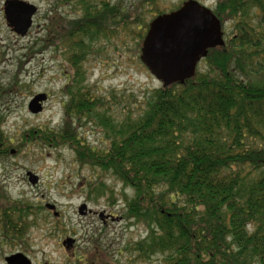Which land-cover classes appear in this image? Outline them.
I'll return each instance as SVG.
<instances>
[{
    "label": "trees",
    "instance_id": "trees-1",
    "mask_svg": "<svg viewBox=\"0 0 264 264\" xmlns=\"http://www.w3.org/2000/svg\"><path fill=\"white\" fill-rule=\"evenodd\" d=\"M74 2L80 17L71 21L56 13L49 26V44L64 51V126L25 132L23 145L71 148L81 164L101 171L89 185L97 197L112 194L107 177L133 191L125 196V219L147 230L144 239L126 246L137 261L264 264V0H218L213 12L231 32L225 46L211 50L205 68L185 85L147 90L140 109L120 117L112 115L114 105L134 96L117 90L99 96L84 87V65L100 44L122 33L142 48L147 18L166 12L156 10L158 0H140L132 8L60 0ZM83 122L103 129L101 149L86 142ZM3 127L0 116V157L19 153L22 146ZM35 208L28 199L0 193V254L24 243ZM84 259L121 264L94 251Z\"/></svg>",
    "mask_w": 264,
    "mask_h": 264
},
{
    "label": "rangeland",
    "instance_id": "rangeland-1",
    "mask_svg": "<svg viewBox=\"0 0 264 264\" xmlns=\"http://www.w3.org/2000/svg\"><path fill=\"white\" fill-rule=\"evenodd\" d=\"M6 1L0 0V116L4 119L3 131L15 138L14 145H21L22 150L19 153L13 150L10 156L0 157V193L14 201L28 199L37 208L30 217L31 226L24 243L15 248L5 246L1 250L0 264H7L5 259L17 253L27 256L32 264H88L84 258L93 251L99 252L108 262L113 259L121 264H158L157 258L151 262L137 261L132 252L126 250L129 242L147 236L146 227L142 224L132 226L134 221L125 219V196H133L131 189L107 177L106 184L113 192L97 197V192L91 191L89 185L101 176V171L81 164L71 148L54 149L41 143L23 145L21 142L20 136L25 132L41 128L59 130L64 126L66 110L63 103L69 100L62 93L68 80L64 51L49 44V26L56 13L71 21L80 17L75 10L78 9L76 2L61 5L60 0H22L35 5L38 12L28 35L21 37L6 22ZM95 1L121 3L132 8L140 0ZM187 1L158 0L156 10L169 13ZM195 1L213 11L218 2ZM147 20L150 23L153 18L149 16ZM224 33L226 40L231 32ZM140 57L138 40L131 34L122 33L113 42L100 44L84 65V87L99 96L114 90L126 97L134 96L132 101L126 99L115 104L112 115L120 117L123 112L138 111L143 93L162 87ZM205 66V60H202L198 70ZM39 94H46L48 101L43 103V111L34 115L29 111V105ZM79 127L82 132L86 130L82 136L87 143L98 149L103 147L101 127L94 123ZM29 172L38 177V184L30 183ZM112 198L117 200L115 204ZM48 204L54 205L55 210L48 209ZM84 205L87 209L82 214L80 209ZM69 239L74 241L72 245H64Z\"/></svg>",
    "mask_w": 264,
    "mask_h": 264
},
{
    "label": "water",
    "instance_id": "water-1",
    "mask_svg": "<svg viewBox=\"0 0 264 264\" xmlns=\"http://www.w3.org/2000/svg\"><path fill=\"white\" fill-rule=\"evenodd\" d=\"M37 12L35 5L22 0H7L4 7L8 26L21 37L32 29ZM224 35L222 24L212 10L189 0L177 11L159 15L151 21L141 48V62L164 88L185 85L196 76L198 65L211 50L225 46ZM46 101V94L36 95L29 111L40 114ZM27 175L32 185L39 183L36 175L31 172ZM47 208L55 210L56 207L48 204ZM86 209V205L81 207L82 214ZM73 242L69 239L64 245ZM5 261L7 264H32L22 253L11 255Z\"/></svg>",
    "mask_w": 264,
    "mask_h": 264
},
{
    "label": "flooded vegetation",
    "instance_id": "flooded-vegetation-1",
    "mask_svg": "<svg viewBox=\"0 0 264 264\" xmlns=\"http://www.w3.org/2000/svg\"><path fill=\"white\" fill-rule=\"evenodd\" d=\"M103 220H106V219H104V217H101Z\"/></svg>",
    "mask_w": 264,
    "mask_h": 264
}]
</instances>
